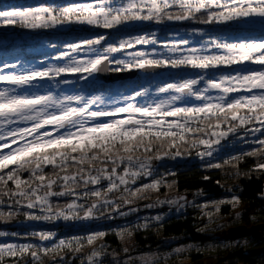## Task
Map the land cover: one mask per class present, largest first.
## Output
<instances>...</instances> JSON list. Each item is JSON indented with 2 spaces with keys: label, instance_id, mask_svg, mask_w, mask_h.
<instances>
[{
  "label": "snow or ice",
  "instance_id": "snow-or-ice-1",
  "mask_svg": "<svg viewBox=\"0 0 264 264\" xmlns=\"http://www.w3.org/2000/svg\"><path fill=\"white\" fill-rule=\"evenodd\" d=\"M185 21L213 28L259 22L262 31L258 36L220 39L203 28L193 29V36H208L200 47L184 37L161 42L154 32L111 43L109 36L100 34L65 42L53 64L45 63L39 68L7 61L0 64V85H4L0 87V206L6 209L0 211V222L7 223L17 215L28 221L43 222L113 220L164 206H168L169 213L180 212L189 203L207 209L209 203L190 202L184 195L157 199L142 209L136 201L147 197L140 193L173 185L162 177L136 188L130 186L141 177L153 175V160H175L190 155L177 147V140L186 142L184 133L202 134L191 138V148L196 149L200 159L206 160L209 168L222 167L220 162H215V154L224 147L222 142L239 141L257 147L242 151L225 163L237 167L234 162L259 156L262 158L252 171L264 170V67H251L264 66V0H81L0 10V27L18 25L28 30H54L72 25L119 30L137 23ZM149 46V50H142ZM117 53L124 58L116 56ZM233 65L241 67L232 68ZM165 68L194 70L198 75L159 86L157 94L165 99L147 102L150 89H133L111 106H102L100 96L29 91L44 82L56 87L71 86L78 81H91L100 73ZM225 68L232 70L224 73ZM72 76L76 80L68 78ZM192 100L199 103L193 104ZM241 110L247 114L241 115ZM169 117L174 119L169 121ZM150 137L171 139L166 148L162 145L153 152ZM140 147L144 152L137 155ZM13 165L10 171H5ZM70 168L75 171L69 172ZM24 172L28 173L26 178H22ZM234 175L239 177V170ZM9 181L14 188L8 186ZM115 191L121 193L118 199L108 195ZM201 195L202 192L196 193ZM53 198L67 200L60 207ZM238 203L237 197L212 202L213 211L204 215L211 224L220 205ZM167 215L145 217L144 223L122 227L115 234L125 241L132 237L133 229L163 227ZM106 235V231H96L70 240L61 239L51 247L0 240V264H4L6 256L14 258L13 264H44V257L50 254L53 264H73L74 260H79V264H160V258L154 254L133 256L127 246L114 250L110 245L97 244ZM7 237L48 241L56 233L21 234L0 229V238ZM85 248L91 250L85 253ZM64 249L72 255H61ZM184 250L176 248L175 252ZM163 264H167V257Z\"/></svg>",
  "mask_w": 264,
  "mask_h": 264
},
{
  "label": "trees",
  "instance_id": "trees-1",
  "mask_svg": "<svg viewBox=\"0 0 264 264\" xmlns=\"http://www.w3.org/2000/svg\"><path fill=\"white\" fill-rule=\"evenodd\" d=\"M46 1L48 0H35L34 3H42ZM55 1L60 2L61 4L81 2V0ZM34 3L28 0H0V10H7L16 5H32ZM199 28H206L211 31L214 29L215 32L224 34L260 32L258 29L237 28L230 25H221L213 28L210 26L189 23L187 21L183 23L161 24L160 31L161 35H165L170 33L172 29L191 30ZM11 29L22 32L27 30L18 25L2 26L0 27V42H3V39H5L7 30ZM146 30L147 28L106 30L87 25H72V28L70 27L68 32L62 31L47 33L46 36L51 38L52 42L55 41L61 43L67 40L73 41L100 34L107 35L110 38L113 35L132 37L139 35ZM148 30L150 29L148 28ZM0 52H2L0 57L3 59H7V56L12 58L24 57L26 59L42 57L41 55L30 53L22 45L18 46L14 44L4 45V47L0 49ZM106 86L108 85L104 83H100L99 85V87L102 88H106ZM241 112L247 113L246 110H241ZM184 135L186 142H180L177 140V147H179L181 151L187 150L190 152L191 154L187 156L191 157L196 154V149L191 148V138L202 134L191 132L184 133ZM149 139L152 140L151 148L152 151L155 152L162 145L166 148L167 142L171 138L156 140L155 138L150 137ZM254 147L257 146L246 144L235 145L224 149L220 154L215 156V162H220L222 164L221 168H209L206 160H186L184 162L170 161L157 165L156 168H154L153 175L151 177L139 178L136 184L131 186L132 188L151 183L153 179L160 180L162 177L168 184L173 185L171 188L161 185L158 191L147 190L140 193V196L147 197V199H138L136 203L139 206L155 202L157 199L173 198L185 193L196 194L197 192H202L204 197L200 199L197 204L209 203V208L202 210L200 207H187L184 212L167 217L163 227L150 226L149 229H133L132 237L125 241H121L115 233L117 230L121 229L122 223L130 220L132 216L127 218L117 217L113 220H92L86 225L77 226L61 223L55 224L54 222H45L44 224L38 225H24V223L28 220H26L23 215H17L7 223L0 222V229L11 232H19L21 234L38 231L55 232L56 237L53 239V242L46 241V243H44L45 241H40L35 237L17 239L22 242L42 244L49 247L54 246L57 243L56 238L57 240H70L73 237L84 236L88 233L106 231L107 235L103 239L98 240L97 244L110 245V248L114 250H120L121 248L127 246L130 249H136L137 253L159 246L164 240L175 237H183L185 238L184 241L204 246L203 249L192 250L191 253L186 255V261L189 262L188 264H264V228L259 231L258 236L249 234L239 237V239L244 238L245 242L236 244H233L232 238H230L226 232V230L232 226L245 225L250 228L255 225L264 224V170L252 171L257 160L262 157H244L239 162H234L237 163V167H233L232 163H225V161L229 160L230 157L238 156L242 151H247ZM172 151H175V149H172ZM143 152V147H140L136 154L140 155ZM13 167L15 166H9V168L5 169V171H10ZM50 167L51 166L45 168V172H48ZM238 170L240 175L239 177H236L234 174ZM68 171L72 172L75 171V169L70 168ZM169 172L175 173V175H168ZM245 173H249V175H245ZM21 175L22 178H26L28 173L24 172ZM205 176H207L208 179H204ZM8 186L10 188H14L13 182L9 181ZM77 191H80V189H77ZM108 195L113 199H118L121 193L119 191H115ZM232 197L239 198V203L235 206L231 204L220 205V211L214 213L212 217L213 222L209 224L208 217L204 215V212L213 211L212 202L222 199H230ZM53 200L57 201L60 207H63L67 198H59L58 200L57 198H53ZM5 210L6 209L4 207L0 206V211ZM53 210L58 211L59 209L54 208ZM160 210L161 212H167L169 208L164 206L160 207ZM237 216H239V218H237ZM199 229H204V231H199ZM214 240L224 241L225 243H222V245H219L214 250L207 249L206 245ZM90 250V248H85L84 252L87 253ZM60 254L65 256L72 255L68 249H64ZM13 259L14 258L7 257L4 259V262L13 264ZM52 262L53 258L51 254L48 257H44V264H51ZM73 264H79V260H74ZM167 264L183 263L179 260V258L174 257L169 260Z\"/></svg>",
  "mask_w": 264,
  "mask_h": 264
},
{
  "label": "rangeland",
  "instance_id": "rangeland-1",
  "mask_svg": "<svg viewBox=\"0 0 264 264\" xmlns=\"http://www.w3.org/2000/svg\"><path fill=\"white\" fill-rule=\"evenodd\" d=\"M30 2H35V0H28ZM49 2H55V3H60V2H56L55 0H48L46 2H42V3H49ZM41 3H34L32 5H38ZM26 6H31V5H16L14 7H26ZM13 8V7H12ZM11 9V8H10ZM7 9V10H10ZM169 24H173V23H169ZM232 27H239V28H246V29H258V33H253V32H238V33H233V34H224V33H217L214 31V29L209 30V29H203L206 33H210L213 37L216 38H220V39H234L236 38L237 35L244 37V36H255L261 33V27L259 22L253 23L251 25H245V26H237V25H230ZM72 28V26L69 27H60L58 29H54V30H26L24 32L22 31H16V30H7L6 32V37L5 39H3V42H0V49L2 47H4V45L7 44H14V45H18V46H24L25 49H27L30 53L35 54V55H41V58H31V59H26L24 57H16V58H12V57H8L6 58H1L0 59V64H2L3 62L7 61L9 63H22L27 67H43L46 64H53L56 61L53 59L56 55L59 54L58 51L62 50V45L65 42H70L72 40H67V41H63L61 43L59 42H52V39L49 38L47 35V33H55V32H68L69 28ZM160 27L161 24H153V23H137V24H132V25H128V26H124L121 27L120 29L123 30H130V29H135V28H147V30L143 33L146 32H154L156 34V37L158 40H160L161 42L164 41H178L180 39V37H184L187 39H190V41L192 42V44L196 47H200V44L202 43L203 40L208 39V36H205L203 38H201L200 36H193L192 30H187V29H172L170 33H167L165 35H161V31H160ZM148 28L150 30H148ZM141 33V34H143ZM127 38H131V37H123V36H119V35H113L110 40L108 41V43L114 42V41H118L119 39H127ZM62 41V40H61ZM53 45H56V47H53ZM151 48V46H149L148 49H142V50H149ZM158 50H162V49H158ZM9 53V52H8ZM2 54V52H0V55ZM116 56L120 57V54L117 53L115 54ZM120 58H124V57H120ZM9 59V60H8ZM241 66L239 65H233L232 68H239ZM251 67L254 68H259V67H264L261 65H251ZM232 69H228L225 68L223 70L224 73H227L229 71H231ZM219 74V73H217ZM198 75V73L194 70H189V69H171V68H165V69H160L158 72L156 73H143V72H139L137 74V76L135 78H130V79H118L115 81H112L110 83H108L106 86V88H102L99 87L100 83H102V81L99 80L98 76L96 75V77L91 80V81H78L77 83H75L74 85L71 86H65V85H60L59 87H56L55 85L49 83V82H44L42 84H40L37 88L31 89L29 91H39L41 94H45L48 91H52L57 95H78V94H83L85 97L91 98L92 96H100L103 100V105L102 106H111L114 104L115 101L117 100H122V94L123 95H128L129 93L132 92L133 89H141V88H148L150 89L149 92V96L147 98V102H152L153 100H159V99H165V96L162 95H158L157 94V88L159 86H162L164 83L167 82H176L179 81L181 79H185V78H191ZM69 79H73L76 80V77L72 76V77H68ZM0 87H4V85H0ZM99 87V88H98ZM239 93H234L233 95H238ZM140 103H145V100H140ZM191 103L195 104V103H199L198 101L192 100ZM243 111V110H242ZM245 112V111H244ZM241 112V115L247 114ZM174 118L169 117L168 120L172 121ZM146 131L148 130L147 128L145 129ZM153 131L155 129H152ZM173 131H177L179 132V130L177 129H173ZM224 143V147L215 154L218 155L220 154L224 149L235 146V145H246V144H242L239 141H233L232 143H227V142H222ZM13 147H16V145H13ZM3 151L7 152L9 151V149H4ZM196 161V160H202L200 159L196 154L193 156H186L184 158L181 157H177L175 160L172 159H163V160H153V164H154V168H156L157 165L159 164H164L170 161H177V162H184V161ZM132 186V185H130ZM184 196L188 197V200L191 201H195L196 203L202 199L204 196H196V194H183ZM181 196V195H179ZM178 197V196H177ZM153 203V202H152ZM149 204V203H147ZM146 204L140 206L142 209H144V206ZM191 203H189L182 211L180 212H176V211H172L169 213V210L167 212H161L160 208H155V209H144L143 211H141L140 213H138L136 216H132V218L126 222H123L121 225L122 227H129L132 228L134 224L137 223H144V218L145 217H152L156 214H163V213H168V215L166 216L169 217L171 215H175V214H179L185 211V209L187 207H191ZM168 207V206H165ZM90 221H76V220H70V221H64V220H57L54 223L55 224H66V225H86L87 223H89ZM45 222L43 221H27L24 223V225H29V224H44ZM233 227V226H232ZM231 228V227H230ZM228 228L226 230L227 234L229 235V229ZM11 232V231H10ZM55 239V238H54ZM0 240H2L5 243H17V244H21V243H26V242H22L17 240V238L14 237H7V238H0ZM61 240V239H60ZM185 238L183 237H175V238H171L168 240H164L159 246H156L154 248H150L147 250H144L140 253L136 252V249L131 248V254L133 256H139V255H155L156 257L160 258V264H163V259L165 257H167V262L171 259H173L174 257L179 258V260L183 263V264H188L189 262L186 261V255L191 253L192 250H197V249H203V245H198L196 243L193 242H189V241H184ZM232 242L233 244L236 243H244L245 239L244 238H232ZM48 241H52V240H48ZM56 241L58 243L59 239ZM29 243V242H27ZM46 243V241L44 242ZM56 243V244H57ZM208 243V242H207ZM222 243L224 244V241H217L214 240L212 242H209L206 245L207 249H215L216 247H218L219 245H222ZM55 244V243H53ZM176 248H183L185 249L183 252L181 253H176L175 249ZM7 258V256L5 257ZM4 258V259H5ZM26 260L29 259L27 256L25 258ZM4 264H9L7 262H4ZM53 264V262L51 263Z\"/></svg>",
  "mask_w": 264,
  "mask_h": 264
},
{
  "label": "water",
  "instance_id": "water-1",
  "mask_svg": "<svg viewBox=\"0 0 264 264\" xmlns=\"http://www.w3.org/2000/svg\"><path fill=\"white\" fill-rule=\"evenodd\" d=\"M159 69L150 70L146 72H157ZM138 72V71H137ZM137 72H126V73H100L97 74L99 80H103L105 83H110L118 79H130L137 75ZM264 228V224L255 225L253 227H246L245 225L233 226L229 229L230 238H239L246 235L258 236L259 231Z\"/></svg>",
  "mask_w": 264,
  "mask_h": 264
}]
</instances>
